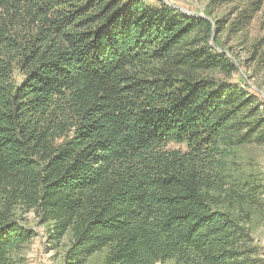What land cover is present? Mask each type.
<instances>
[{
  "label": "trees",
  "instance_id": "1",
  "mask_svg": "<svg viewBox=\"0 0 264 264\" xmlns=\"http://www.w3.org/2000/svg\"><path fill=\"white\" fill-rule=\"evenodd\" d=\"M153 1L0 0V264L33 222L70 236L62 264L260 263L264 180L236 154L264 146V101L219 37L264 0Z\"/></svg>",
  "mask_w": 264,
  "mask_h": 264
},
{
  "label": "rangeland",
  "instance_id": "2",
  "mask_svg": "<svg viewBox=\"0 0 264 264\" xmlns=\"http://www.w3.org/2000/svg\"><path fill=\"white\" fill-rule=\"evenodd\" d=\"M167 5L178 8L188 15H203V10L208 4V0H161ZM154 4L153 0H149ZM156 5V4H154ZM226 12L220 11V15ZM219 42L225 45L229 58L238 68L235 76L236 82H241L255 90L264 101V12L254 16L250 25L236 35L225 32L219 37ZM242 87L244 84L240 83ZM236 157L245 169L255 176L264 180V146L242 147L237 150ZM29 218H33L30 215ZM249 229L254 240V245L258 250L259 264H264V210L253 211ZM32 227L38 233L32 244L27 247L19 258H23L22 264H62V255L70 245V236L66 237L62 246L58 249H51L48 244L47 235L44 228L37 227L32 223ZM107 251L97 253L92 256L87 264H103ZM165 264H179L176 261H168Z\"/></svg>",
  "mask_w": 264,
  "mask_h": 264
}]
</instances>
